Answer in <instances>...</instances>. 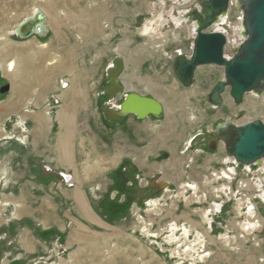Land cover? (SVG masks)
I'll return each instance as SVG.
<instances>
[{"label":"crops","instance_id":"0c3cea01","mask_svg":"<svg viewBox=\"0 0 264 264\" xmlns=\"http://www.w3.org/2000/svg\"><path fill=\"white\" fill-rule=\"evenodd\" d=\"M37 1L35 10L45 16L47 35L23 41L13 36L11 43L0 47V73L13 77L17 90L10 94L8 85L9 91L0 95L2 134L14 136L0 137V264H31L40 257L53 264H169L135 233L132 214L143 211L157 231L171 225L205 234L213 245L206 264H235V255L237 264H257L244 250L233 254L216 245L213 218L206 228L205 207H197L191 199L172 207H150L155 194L145 188L147 180L159 177L180 184L183 179L184 153L179 150L183 145L188 152L193 140L186 130L169 134L155 118L140 121L128 116L114 125L79 120L91 109L85 93L73 86L91 82L89 76L80 75L81 68H95L103 60H109L108 66L121 57L124 68L118 80L126 94L154 98L138 89L149 91L150 83L165 82L143 71L145 63L158 61L151 54L143 59L145 45L139 42L149 0ZM183 28L167 33L174 35ZM132 45H139L135 58L125 55ZM160 45L154 38L148 44ZM21 47L25 54L15 52ZM60 81L67 84L64 89ZM52 95L58 105L46 114L44 105ZM17 122L24 123L25 133ZM166 153L168 158H160ZM199 170L192 169L191 178L205 179V168ZM134 176L139 183L131 187ZM225 200L213 203L224 206L229 203ZM234 220L236 216L227 226ZM55 238L64 247L58 259L49 254ZM229 238L217 237L224 245L240 239Z\"/></svg>","mask_w":264,"mask_h":264},{"label":"rangeland","instance_id":"374dc122","mask_svg":"<svg viewBox=\"0 0 264 264\" xmlns=\"http://www.w3.org/2000/svg\"><path fill=\"white\" fill-rule=\"evenodd\" d=\"M202 1L203 0H181L179 2H181L180 6H182V9L186 8L191 10L193 7H197ZM183 2H186V4ZM38 3L39 2L37 0H0V10L3 12V14L0 15V36H3L2 40L0 41V47L4 43H11L10 41H13V30L19 25L21 21L31 16ZM242 17L243 14L241 9L238 7L235 0H231V6L229 7L225 21L220 26L228 41L224 50V54L227 57H231L237 52L238 46L236 45H238V35L236 34V29L242 28L243 30L241 23L243 20ZM183 27L184 28L180 32H176L174 35L170 33H162L160 35L153 36L143 34V36L139 38V42L142 45H145V48L143 47L144 50L142 51L143 59H147L151 54L155 55L156 60H158L157 62L148 61L145 63L143 71L151 73L153 72L160 77L159 79H165V82L150 83L149 91L141 90L135 87L134 90L138 89L143 94L151 95L162 104L164 112L161 117L157 118V120L162 123L169 134L170 131L173 133H178L180 131L184 132L186 130L187 138L189 137L190 139H193L188 152L185 153V151H183V145L179 150L180 152L184 153L182 155L183 169L181 171L183 179H181L180 184H170V187L179 191V189L186 183L195 184L197 186V198L199 201L198 204L195 205H197L199 208L204 206L205 210L209 208L210 203H217V201L220 202L221 200L226 201L225 199L229 200V203L224 204V207L220 213H215L212 214V217H208L209 223H211V218L214 220L212 227V234L214 235L212 236H215L214 238L218 243L216 245L226 248L233 254L238 253L240 250H244L246 251L247 255L251 254L256 258L257 264H264V183H262L261 186V193L258 192L257 185L259 182H257V171H259V167L255 163L244 167L240 164L235 166L233 161H231V158L226 157L222 140H217L215 136L217 125L225 122L233 123L235 125H242L250 121L259 120L264 123V93L263 95L246 94L243 97L242 103L240 105H235L232 99L229 97V89H226L222 95L221 105L217 108H213L208 103L206 97L214 88L216 83L223 78V69L216 66H202L197 68L194 76V84L188 88L182 87L175 75L174 59H176L178 54L185 56H189L191 54V35L193 36L192 30L191 33L189 32V23L187 25H183ZM151 37H153L155 41L159 40L161 45L155 48L148 46V44H150L153 40ZM161 40L163 43H161ZM139 42H137V44ZM138 47L132 45L131 51H127L125 55L135 58V56L138 54ZM15 52L22 54L26 53L25 48L23 47H21V49H17ZM79 62L82 63L83 61L79 59ZM88 63L89 62H86V64ZM108 63L109 60H103L100 61V65L96 66L95 68L89 66L85 69L81 68L79 70L80 75H86L91 78V82L89 83H78L73 85L75 91L85 93L87 97V104L88 102L91 103V109L89 110L91 112L88 111L84 117H79V120H82L83 122L90 124H100L104 122L102 117V109L106 107V104H104V97L101 95V91L107 85L105 68L107 67ZM4 75L5 73L2 71V74L0 73V89L5 85H9L10 94L17 92L15 89V83H13V77ZM27 77L31 78L30 75ZM0 95L3 94L0 93ZM96 99L98 100L97 110L95 107ZM120 100L121 99L119 98L115 101V103L120 102ZM109 125L114 124L110 123ZM0 134L1 138L7 137V133ZM211 145H213L215 149L212 150L210 148ZM24 146H27V143ZM168 156L169 154L166 153L161 155L160 158H168ZM228 159L229 161L226 162ZM200 167L205 168L206 178L202 180L200 179L199 181L194 180L191 178L193 176H190L189 174L192 169L196 173ZM232 167L234 170H232ZM223 172L231 173L228 174V176H230L228 181L224 178L221 180L218 179L221 177ZM212 173L214 174L213 177L211 176ZM228 186L230 187V193L224 195L222 190H225V188ZM241 186H244V192L242 191ZM241 195H245L246 199H249V201L254 205V217L251 216V218L248 214L243 215L242 212V216L239 217L237 215L235 210L237 208V204L240 202L239 200ZM185 196H187V194ZM235 216V224L231 223V225L227 226L226 222ZM243 220L249 221L250 223L256 221L257 232L254 234L245 235L246 238L244 237L240 238L239 240H231V243L226 245H224L221 240L219 241L217 239V237H220L221 239H230L229 236H240L241 232L239 227L236 225ZM206 225V228L210 229L209 225ZM232 225L235 226L233 227ZM225 226H227L226 230H230L229 234L226 232V230L224 231L223 228ZM190 233L191 235L193 234L192 232ZM202 236H204L206 241V249L211 252V250H213V245L208 243L205 234ZM53 246H55L54 240ZM52 250L53 249L49 251V254H51ZM233 258L235 260L234 263L237 264V255H235ZM166 260L169 262V264H174L173 260L168 258H166ZM207 260H205L204 263L197 264H206Z\"/></svg>","mask_w":264,"mask_h":264},{"label":"water","instance_id":"95a60500","mask_svg":"<svg viewBox=\"0 0 264 264\" xmlns=\"http://www.w3.org/2000/svg\"><path fill=\"white\" fill-rule=\"evenodd\" d=\"M243 14L242 26L244 42L237 52L227 57L224 54L227 45L226 36L213 28L221 16L229 11V0H203L184 15V20L195 27L191 54L177 55L174 71L179 84L188 88L194 84L197 68L216 66L223 69V78L216 83L207 95L208 103L217 108L222 103V95L229 89V97L235 105L242 103L246 94L261 95L264 93V0H235ZM12 35L18 40L31 37L44 38L47 35L45 16L35 10L13 30ZM124 65L121 57L116 56L105 69L107 88L101 91L106 97V107L102 110L105 121L117 123L122 118L132 116L143 121L148 118H159L164 108L152 98L135 93H124L119 83V76ZM9 91L5 85L0 89L4 94ZM121 102L113 107L111 103L118 99ZM217 136H226L223 141L224 152L242 166L264 162V123L259 120L242 125L225 122L217 125ZM213 150V145L210 146Z\"/></svg>","mask_w":264,"mask_h":264},{"label":"built area","instance_id":"2783aa9c","mask_svg":"<svg viewBox=\"0 0 264 264\" xmlns=\"http://www.w3.org/2000/svg\"><path fill=\"white\" fill-rule=\"evenodd\" d=\"M181 0H149V11L147 13V18L143 21L141 25L142 32L146 35H158L162 33H167L172 30L178 31L179 28L183 27L184 24V15L190 10L186 8H181L180 6ZM184 1V0H183ZM186 4V2H183ZM169 4V5H168ZM176 21V22H175ZM187 24V21H185ZM228 42V41H227ZM67 86V84L64 81H60V87L64 89ZM58 105V99L56 96H50L49 99L45 102L44 108L46 114H51L55 107ZM114 106V105H112ZM16 126L20 128L22 133H25L26 130L24 128L23 122H17ZM0 132L5 133V130L0 127ZM8 138H13V135L8 134ZM262 164H264L263 161H261ZM258 165L259 171H257V182L260 184L259 175L258 173L260 170L264 171V165ZM231 174V173H230ZM213 173L211 176L213 177ZM221 180V179H220ZM242 184V183H239ZM68 186H71L69 184ZM242 187V186H241ZM244 187V186H243ZM181 189V190H180ZM179 189V193H171L167 194V197L164 199L163 196H161L158 199H154L149 201V204H151V208L155 207L157 205H164V206H170L172 207L174 203L176 202H186V200L181 196L182 188ZM242 189V188H241ZM257 191L261 193L259 190V187L257 185ZM182 193L187 194L189 198L192 196L193 203L196 202L195 197L197 195V188H191L184 190ZM230 193V187H226V194ZM166 201V202H164ZM240 202L237 204V208L240 206V213L243 212V215L247 214V204L252 207V203L249 201V199H246L245 195H241V198L239 200ZM229 202V200H228ZM252 204V205H251ZM214 209V208H213ZM237 210V209H236ZM255 207L251 210V212L254 213ZM144 211L143 212H134L133 218L137 225V229L135 233L142 239L148 241V243L152 246H155V248L158 250L160 254L165 256V258H168L170 260L174 261V264H190L192 263L193 257L196 256L195 252L190 249H194L193 245L190 243L184 244L183 246L180 245V241L186 239L189 242H193L197 239V232H192L193 234L189 232V230H185V228L181 227V229L175 228L171 225H166L165 228L157 231L154 229L152 223L148 221L145 217ZM242 216V215H241ZM251 216L254 217L252 214ZM250 216V217H251ZM244 217V216H243ZM252 218V217H251ZM252 220V219H250ZM245 220L242 221L241 225L245 224ZM256 222V221H253ZM257 223V222H256ZM209 226L211 223L208 224ZM257 227V224H256ZM227 226H225L223 229L226 230ZM242 232L240 234V238H244L243 235H245L244 230H240ZM186 233V234H185ZM54 245L53 250L51 251L52 256H54L56 259L62 256L63 254V247L62 243L60 241V238L54 239ZM173 245V247H172ZM198 262L194 263L197 264ZM31 264H53L52 261H48L45 257H40L34 261L31 262Z\"/></svg>","mask_w":264,"mask_h":264},{"label":"bare ground","instance_id":"6f19581e","mask_svg":"<svg viewBox=\"0 0 264 264\" xmlns=\"http://www.w3.org/2000/svg\"><path fill=\"white\" fill-rule=\"evenodd\" d=\"M231 6V0H229V7ZM0 13H2V11L0 10ZM226 16H227V14L225 15V16H221V18L219 19V21H218V23L214 26V30L215 31H218V32H221V33H223L224 34V32H223V30H222V28L220 27L222 24H223V22L225 21V18H226ZM243 18V17H242ZM176 22V21H175ZM186 22L184 21V24H185ZM241 23H242V21H241ZM190 25H191V30H192V33H193V35H194V32H195V27H194V25L190 22ZM236 34L238 35L237 36V40H238V45H236V46H238L237 47V49L239 48V46L244 42V40H245V37H244V35H243V30H242V28H239V29H236ZM3 37H0V41H1V39H2ZM13 66H14V64L13 63H11L10 64V66H9V68L10 69H12L13 68ZM263 95V94H262ZM229 158V157H228ZM229 161V159L226 161V162H228ZM231 161H233V163L235 164V166H238L239 164L238 163H236L235 162V160L233 159V158H231ZM260 166L261 165H264V164H262L261 162H259L258 163ZM244 167V166H243ZM230 169V168H229ZM232 170H234V168L232 167ZM227 174V175H226ZM228 174H230V173H227V172H223L222 173V175H221V177L220 178H218V179H222V178H224V179H227V181L229 180V178H230V176H228ZM258 175H259V180H260V184H258V187H259V190L261 191V186H262V183H264V171H262V170H260V172L258 173ZM233 176V175H232ZM181 188H184L185 190L186 189H191V188H194V189H196L197 188V186L195 185V184H193V183H190V184H188V183H186V184H184ZM244 190H245V188L244 187H242V191L244 192ZM247 191V190H246ZM182 192H183V190H182ZM181 192V196L186 200V201H188V200H190V199H192L193 200V198H192V196L189 198V196H185L186 194H184V193H182ZM222 192H223V194L224 195H226V188H225V190H222ZM263 192V191H262ZM197 196V195H196ZM203 197V196H202ZM197 199V200H196ZM195 200H196V202L198 203L199 201H198V198L197 197H195ZM213 204H215V203H213ZM249 204V203H248ZM247 204V214L248 215H252L253 214V212H251V210L254 208V205H252V207H250L249 205ZM214 208V209H213ZM240 206L238 207V209L236 210V213H237V215L240 217L241 216V213H240ZM218 211V207L216 206V205H212L209 209H207V210H205V212H204V217H205V220H206V224H209V218H208V216L210 215V214H215L216 212ZM243 213V212H242ZM217 214V213H216ZM241 221H240V223L239 224H237V226L239 227V230H244V233H245V235H250V234H254L255 232H257V227H256V222H252V223H250L249 221H246L245 222V224L244 225H241ZM212 224V223H211ZM226 232H227V230H226ZM197 233H199V232H197ZM228 234L230 233V232H227ZM242 233V232H241ZM186 234V233H185ZM245 235L243 236V237H245ZM198 237H197V239L195 240V241H193V242H189L188 240H186V239H184V240H182V241H180V245H179V247L182 245H184V244H187V243H190L191 245H193V247H194V249H190V250H193L194 252H195V254H196V256L195 257H193V259H192V263H190V264H194V263H196V262H198V263H204L205 262V260H207V259H209L210 258V256H211V252L210 251H208L207 249H206V241H205V238L202 236V235H197ZM252 236H254V235H252ZM230 237V236H229ZM238 238H240V236H238ZM246 238V237H245ZM219 239H221L220 237H219ZM222 241H225V240H227V239H224V238H222L221 239Z\"/></svg>","mask_w":264,"mask_h":264},{"label":"flooded vegetation","instance_id":"af4514ba","mask_svg":"<svg viewBox=\"0 0 264 264\" xmlns=\"http://www.w3.org/2000/svg\"><path fill=\"white\" fill-rule=\"evenodd\" d=\"M191 47H192V42H193V36H191ZM185 56V55H184ZM174 62H175V59H174ZM108 86L106 85L105 88H107ZM103 90V89H102ZM104 97V96H103ZM104 102H106V97H104ZM121 102V100H120ZM120 102H116V104L118 105ZM162 116V115H161ZM160 116V117H161ZM125 118H122V120L120 122H117V123H112V124H120ZM111 123V122H110ZM217 133L215 132V136H216V139L219 140L221 139L222 140V143L223 141L227 138L226 136H217L216 135ZM214 145V144H213ZM224 149V147H223ZM227 157V156H226ZM125 169H123L124 171ZM131 183V187L132 186H137V183L138 182V179H137V176H134L133 179L131 181H129ZM145 188L147 190H149L150 192H152L153 194H155L152 198V200L154 199H158L160 198L161 196L164 197V199L167 197V194H171V193H179L178 190H176L175 188H171L170 187V184L162 179H160L159 177H152L150 178L146 183H145ZM206 200V199H205ZM194 205L195 204H198L197 202H194L193 203ZM204 204V203H203ZM206 204V203H205ZM213 205H216V204H213ZM209 206H212V203L209 204ZM223 205L220 204V206H218V213H220L223 209Z\"/></svg>","mask_w":264,"mask_h":264},{"label":"trees","instance_id":"16d2710c","mask_svg":"<svg viewBox=\"0 0 264 264\" xmlns=\"http://www.w3.org/2000/svg\"><path fill=\"white\" fill-rule=\"evenodd\" d=\"M105 121V120H104ZM106 122V121H105ZM124 169V168H123ZM122 170V169H121ZM123 172L121 171V174H122ZM128 208V207H127Z\"/></svg>","mask_w":264,"mask_h":264}]
</instances>
